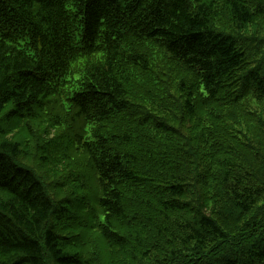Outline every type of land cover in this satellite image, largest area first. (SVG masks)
<instances>
[{
    "label": "trees",
    "instance_id": "16d2710c",
    "mask_svg": "<svg viewBox=\"0 0 264 264\" xmlns=\"http://www.w3.org/2000/svg\"><path fill=\"white\" fill-rule=\"evenodd\" d=\"M0 264H264V0H0Z\"/></svg>",
    "mask_w": 264,
    "mask_h": 264
}]
</instances>
